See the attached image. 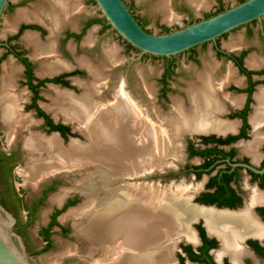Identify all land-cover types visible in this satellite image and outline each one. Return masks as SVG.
<instances>
[{"label": "flooded vegetation", "instance_id": "obj_1", "mask_svg": "<svg viewBox=\"0 0 264 264\" xmlns=\"http://www.w3.org/2000/svg\"><path fill=\"white\" fill-rule=\"evenodd\" d=\"M68 1L75 3L78 0ZM90 1V4L97 6L94 0ZM55 2L56 0H10L4 14L25 6L29 8L19 11L13 24L0 37V205L15 216V230L33 257L50 250L54 235L69 237L75 231L72 222L67 225L62 223L69 212L63 217L62 215L84 197L79 190L61 189L64 194L66 192V196L59 204L50 201L53 207L46 214V222L40 225L36 237L33 236L30 228L37 221L39 212L45 208L49 198L57 194L63 183L72 187L79 174L73 170L56 171L40 180L43 184L38 185L40 181L37 182V191L31 200L23 201L26 191L18 180L24 177L21 172L25 169H21V165L24 164L26 168L30 157L29 151L26 150L27 142L32 140L36 145L43 139L55 137L66 146L71 140H84L78 123L67 120L65 112L57 104L58 92L75 97L83 94L82 83H91L89 78L93 80L90 69L100 66L103 68L106 61H109L108 47L104 46V39L114 32L104 17L86 13L83 0H80L79 11L70 9L68 13L72 23L57 30L50 29L51 19L61 13ZM128 7L133 11L131 6ZM21 13L29 15V19H17ZM136 19L146 29L145 23L138 17ZM254 24L258 27V37L264 49V19L263 29L258 21L244 26L248 35L254 33ZM226 36L227 34L216 42L205 43L182 54H188L194 59L197 48L212 44L217 60L231 65L235 80L223 86L220 92L225 109L220 119L223 122L235 123V128L224 134H185L187 142L182 140V145L191 162L181 168V161H177V166L181 168L179 175L192 176L197 184L186 194L189 207L221 215H234V218L230 216L228 219L236 222L241 229L235 228V231L231 229L227 232L211 230L204 217H191L186 221L185 228L193 234L194 241L174 237L171 257L167 264H264V232H258L254 228L256 225L264 228V172L260 173L264 171V120L255 128L252 123L258 114L264 112V105L258 96L262 91L264 93V59L251 56V59L260 60L259 64L251 65L248 63L250 58L246 61L251 50L242 47L229 48L230 50L222 48L220 39ZM125 43L128 53L130 49L140 52L130 47L128 42ZM178 56L165 58L168 65L158 81L156 102L169 101V94L173 92L170 81L176 75L175 60ZM130 61L112 65L121 69L120 82H124L125 90L134 95L130 91L131 76L137 74L140 78V73L135 72L132 67L129 68ZM212 65L217 66L215 77L219 79L218 71L221 67L215 62ZM200 73L195 75L193 81H197ZM226 76L224 79L227 82ZM142 83L140 78L141 97L144 89ZM108 86L109 84L102 87V95ZM187 90L184 91L185 96L181 101L189 108ZM7 96H13L17 100L14 108L20 118L12 123L7 121L4 103ZM230 98L234 101L238 99V104ZM173 99H170L172 105ZM172 105L169 113L173 111ZM255 134L260 143L254 155L245 149V145L254 141ZM155 173L151 176H156ZM171 174L173 177L179 176L176 171ZM131 180L140 181V184L145 182V177L128 181ZM181 192L184 194L185 189H180ZM181 203L183 206L186 204L184 200ZM7 205H11L12 209ZM21 212L25 214V219L20 215ZM37 242L43 246L33 249V244Z\"/></svg>", "mask_w": 264, "mask_h": 264}, {"label": "bare ground", "instance_id": "obj_2", "mask_svg": "<svg viewBox=\"0 0 264 264\" xmlns=\"http://www.w3.org/2000/svg\"><path fill=\"white\" fill-rule=\"evenodd\" d=\"M190 1L201 8L208 6L207 0ZM55 4L61 10L51 19L49 27L55 30L72 23L68 16L70 9H81L79 1L56 0ZM166 4L168 2L163 1L158 10L166 20L174 21ZM17 19L27 20L29 15L21 13ZM228 47L238 46L235 43ZM107 56L115 64L118 49L107 50ZM259 63L257 59H249L251 65ZM90 70L93 80L82 83L81 96L58 92L57 100L66 119L78 123L86 142L71 140L64 146L55 137L43 139L36 145L28 140L26 150L30 157L24 178L37 184L56 171H78L79 180L75 181L74 189L86 197V203L70 210L68 218L73 220L77 235L90 249L103 252V258L96 264H167L174 237L194 241L193 234L185 228L191 217H204L211 230L241 229L228 219L234 215L189 207L182 192L163 191L154 184L128 181L168 166L171 159L181 160V139L187 133L224 134L234 130L235 123L220 119L225 111L220 92L223 86L235 80L233 69L228 72L226 82L216 79L217 66L208 65L187 90L190 107L175 100L172 113L166 116L154 106L151 86L144 87L149 105L127 92L124 84L119 89L116 87L115 100L109 102L102 96V87L108 83L103 69ZM258 96L264 105L263 91ZM16 102L13 96L4 102L8 123L20 118L14 108ZM234 102L238 104L239 100ZM262 120L264 112L253 119L254 128ZM254 136V141L245 145V149L255 155L260 140L256 134ZM63 196L58 195L55 200L61 201ZM181 199L186 202L185 206ZM254 228L264 232L260 225Z\"/></svg>", "mask_w": 264, "mask_h": 264}, {"label": "rangeland", "instance_id": "obj_3", "mask_svg": "<svg viewBox=\"0 0 264 264\" xmlns=\"http://www.w3.org/2000/svg\"><path fill=\"white\" fill-rule=\"evenodd\" d=\"M13 1L17 2V0H13ZM78 1L81 5L80 0ZM125 1L133 9L132 13H134V15L138 17L140 21H143L146 25V29L150 31V33H153V34H163L165 33V29H168L170 32H172L180 28H184L188 26L189 24L196 23L198 21L206 19L208 16L214 15L220 9L226 10V9H229L239 4V0H207L208 6L201 8L200 6H195L194 4H192L190 0H170V1L169 0H125ZM163 1L168 2V5L167 4L166 5L169 8V12L174 16L175 18L174 21L166 20L164 17V14L158 10L159 5ZM90 2H91L90 0H83V3L86 4L85 6L86 13H91V14L93 13V14H96L97 17H104L101 14L98 7L93 6L92 4H90ZM28 8L29 7L25 6L24 8L15 9L13 12H8L4 14L0 22V37L3 36V34L9 29V26L13 24V20L17 16V13L19 11H22ZM253 32L254 33L252 35H248L246 28L241 27L227 34L226 37L221 38L220 45L224 49L226 48L229 49L228 46L230 44L237 43L238 47L251 50V53L246 58V61L251 56L252 57L258 56L259 58L264 59V49H262V45L258 37V27L256 24L253 25ZM104 46L108 47L107 50L111 48H117L118 49V56H117L118 60L117 62H115V64L107 60L103 68L101 66L95 67V68L103 69L104 74L106 75L109 81L107 83V85L109 84L108 88L105 89V91L103 92V95H102L103 98L107 101L110 100L109 102H111V100L113 102L115 100L114 98L116 95L115 93L116 85H118V89H119V86L120 85L122 86L124 84V82L122 81L120 82L121 76L119 75L121 74L120 73L121 69H119V67H116V66L113 67V65H116L118 62L125 64V62H128L131 60L129 68L132 67V69L136 70L135 72L140 73V78L143 82L142 84H144V87L151 86L150 88L153 89L151 93L152 95H154L152 100L155 106V102L157 101L155 96L158 92V87H159L158 81L161 78L162 74L164 73L165 68L168 65V61L165 58L154 57L151 55H144L142 56L140 60H136L137 58L140 57V52L138 53L135 50L130 49V52L128 53L126 51L127 44L125 43L124 40L120 38V36L115 31L111 32L105 37ZM238 47H234V48H238ZM230 49H233V48H230ZM134 59L136 61H133ZM257 60L260 62L259 59ZM102 61L105 62L104 59H102ZM214 62L220 65L221 67L218 71V78L224 79L225 76L228 74L229 69L232 67L230 64L224 63L223 60H219V61L217 60V58L215 57V53L212 49V44H208L207 47L197 48L194 59H192L188 54H182L181 56H178V58L175 60L176 75L170 81V88L173 90V92L169 94V101L161 100V101L156 102V108H158L160 112L165 116L171 114L172 111L169 113L170 107L172 105V101H170V99L172 100L174 98L173 105H174L175 100H183L185 96L184 91H186L189 88L188 86L194 80L195 75L197 73H200V71H203L204 67H207L208 64L212 65V63ZM237 77L240 78L238 75ZM140 78L138 77L137 74H133L131 76L132 87L130 91L131 93L134 94L133 96L144 101L143 103L145 105H149L150 101L149 102L147 101L148 98L146 97L144 93V89H143V96L142 97L140 96L141 94L139 90ZM89 80H90L89 82L92 81V79L90 78ZM194 82L195 81H193V83ZM137 95H139V97ZM173 105H172V108H173ZM0 135H1V132H0ZM183 137L181 139V155H182L181 160L171 159L170 162L172 163L169 162L168 166L165 165L160 168V170L163 171L164 170L163 168L166 167L165 169H166L167 174L156 175V176H151V177L149 176L145 178L144 181L146 183L144 182L143 184H149L151 186H153L152 184H154L155 187H160L163 191L166 189H171V191L180 192V189L184 188L185 189L184 196L188 193L191 187H194V185H197L196 182L192 179V176L179 175L180 169L183 166H185V164H187L188 162H191L188 158L187 151L183 149V145H182V140L185 143L187 142V136L183 135ZM82 142L83 143L86 142V138H84ZM182 150H183V153H182ZM177 161L178 162L181 161L180 162L182 164L181 168L180 166L179 167L177 166L179 165ZM22 167L26 169L27 164H26V168L24 164L21 165V169H23ZM155 171L153 172L155 173ZM172 171L173 172L176 171L179 176L173 177L171 174ZM153 172H149L148 174H153ZM21 173L22 175H24V172H21ZM24 177H22L23 178L22 180H18V183L21 186H23L24 190L26 191V193L23 194L24 196L22 200L23 201L31 200L32 196L37 191L36 190L37 187L35 186L36 183L35 182L33 183L31 181L29 182L26 181L24 180L25 179ZM78 179L79 177L76 178V180ZM131 182H138L139 184L140 181L131 180ZM74 183L72 187L71 185L69 186L68 183L67 184L63 183V185L58 190L57 194L49 198L48 203L45 206V208L39 212L37 221L30 228V231L33 234V236L36 237V233L40 225L46 222V214L53 207L50 201L54 203H58V204L61 203L64 197L66 196V192L64 194V192H62L61 189L69 190L72 188L73 190H75ZM41 184H43V181H40L38 183V185H41ZM21 193L23 192L21 191ZM63 194H64V196L62 197L63 199L57 202L55 200L56 196L63 195ZM83 197H84L83 200L81 199L77 204H75L68 211H66L62 215V217L66 215L71 209L75 210L79 208L80 206H83L86 203V197L84 195ZM7 206L10 209H12L11 205H7ZM6 210L7 212L13 215L11 211H9L8 209ZM20 215L23 217V219H25V214L23 212H21ZM62 217H61V220H62ZM67 218H68V214L63 218V219H66L62 221L63 224L67 225L71 222L72 224H74L72 219L68 220ZM15 232L17 233L16 230ZM53 240H54L53 245L49 251L44 252V253H39L37 257H35L39 264H96V262L100 258H103V252L102 251L94 252L92 249H90L87 242L84 239L79 238V236L76 234V231H73V233H71L69 237H61L60 235L56 234L53 236ZM42 246H43L42 244H39L37 242L36 244H33L32 247L33 249H35L37 247L41 248Z\"/></svg>", "mask_w": 264, "mask_h": 264}, {"label": "water", "instance_id": "obj_4", "mask_svg": "<svg viewBox=\"0 0 264 264\" xmlns=\"http://www.w3.org/2000/svg\"><path fill=\"white\" fill-rule=\"evenodd\" d=\"M94 1L112 30L140 51L136 60L144 55L172 58L205 43L216 42L220 37L255 21L263 29L264 0H246L214 16L163 34H153L144 29L124 0ZM9 2L0 0V20ZM163 174H167L166 169L155 173ZM149 176L151 174L145 178ZM15 224L16 218L0 205V264H39L28 253L22 237L15 232Z\"/></svg>", "mask_w": 264, "mask_h": 264}, {"label": "trees", "instance_id": "obj_5", "mask_svg": "<svg viewBox=\"0 0 264 264\" xmlns=\"http://www.w3.org/2000/svg\"><path fill=\"white\" fill-rule=\"evenodd\" d=\"M246 0H240L239 1V3H243V2H245ZM224 11V9H220L217 13H215L214 15H216V14H218V13H221V12H223ZM214 15H212V16H214ZM209 17H211V16H208L207 18H209ZM168 32H170L168 29H165V33H168ZM130 47H133V46H131L130 45Z\"/></svg>", "mask_w": 264, "mask_h": 264}]
</instances>
